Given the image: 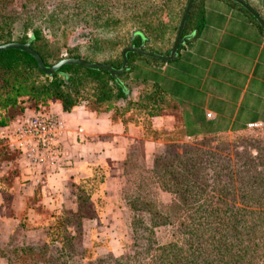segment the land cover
<instances>
[{"label":"trees","instance_id":"1","mask_svg":"<svg viewBox=\"0 0 264 264\" xmlns=\"http://www.w3.org/2000/svg\"><path fill=\"white\" fill-rule=\"evenodd\" d=\"M153 1L114 0L112 11L110 0H103L99 6H95L93 16L84 11L87 16L92 17L90 27L97 28L98 25L100 29L115 28L122 31H119L117 38L107 41L91 34L88 41V53L91 55L80 53L76 46L66 48V56L103 62L119 68L122 51L129 46H142L148 51L161 53L168 42L170 46L165 49L168 53L187 0H157L160 6L156 9L151 5ZM32 3V0H19L18 8L25 15L18 18L15 15L17 9L13 8L14 0H0V44L30 41V46L39 53L43 63L50 66L62 58L52 57L46 50L44 28L38 25V20L43 18L41 7L32 9ZM76 4L80 7L79 0ZM122 8L123 12H120ZM55 19L56 16L50 13L46 23ZM189 19L190 12L183 28V36L189 27ZM17 20L20 23L18 29H15ZM126 24L127 31L123 29ZM121 39L122 45L117 50L116 46ZM106 48L112 53L110 57L97 58L95 54L103 53ZM137 56L143 55L127 53L128 60ZM126 74L127 72L116 77L105 69L65 64L58 69V73L49 76L39 68L30 53L14 48L0 51V127L21 120L27 111H48V107L55 102L60 103L64 111L84 105L96 115L110 113L111 121L122 123L125 128L130 124L140 126L139 133L143 138L161 140L163 148L157 147L153 165L147 166L140 157L143 150L142 138L129 147L122 169L123 174L129 176L133 188L129 192L121 190L120 197L132 213L131 224L135 230L140 225L143 226V220L139 219L141 214L148 216L149 224L142 227L148 235H152L153 228L159 225L166 224L172 228L170 241L164 244L149 241L145 247V253L149 256L148 264H264V169L257 173L244 171L230 176L239 182V186L233 181L223 183L222 173L215 169L211 175L215 181L209 194L206 166L196 160L194 150L179 144L181 138L185 137V131L178 121V115L171 129L152 127L151 117L173 111V102L157 85L133 81ZM133 91L136 92L135 96ZM180 147L183 150L179 155L176 153ZM166 148L178 156L177 160L161 158ZM3 149L8 152H3ZM15 156L18 157L15 150L6 145L0 146V160H13ZM250 166L253 169V165ZM17 172L18 169L14 170L7 178L13 179L18 176ZM93 179L95 184L97 177ZM94 184L90 180L83 193L81 188L79 199L87 200ZM150 184L172 194L173 200L163 210H157L151 202L142 201L151 191L145 190ZM39 199L37 189L30 201L35 203ZM40 207L38 210L42 211ZM46 212L54 216L53 212ZM21 218L24 219V215ZM24 224L28 228L32 227L29 223ZM64 227L65 218H56L49 225L53 240L62 243V261L56 259L54 263L51 262L45 246L15 248L10 251L14 255V259H11L7 249L0 245V259L4 258L12 264H70L68 260L79 263L85 258L88 264L105 262L107 257L96 255L95 243L73 249L69 253L67 248L72 244L69 236L64 234Z\"/></svg>","mask_w":264,"mask_h":264},{"label":"crops","instance_id":"2","mask_svg":"<svg viewBox=\"0 0 264 264\" xmlns=\"http://www.w3.org/2000/svg\"><path fill=\"white\" fill-rule=\"evenodd\" d=\"M244 1L264 20V0ZM185 36L176 55L168 61L145 55L128 60V79L157 85L175 106L173 111L152 116V127L171 129L177 121L176 115L186 139L241 131L250 124L264 127V30L257 20L234 0H195ZM169 46L167 42L159 54L168 55L171 48L168 53L165 49ZM48 109L65 121V142L72 162L66 169L35 184L28 180L19 157L0 160V178L9 174L7 170L11 166L17 167L15 183L24 182L26 189L23 196L13 200L15 215H0V224L13 220L25 233L42 231L43 242L48 239L60 243L53 240L49 225L56 218L62 219L65 211L79 210L81 188L83 193L89 181L94 184L93 178L97 177L93 190L89 191L92 215L81 216V220L84 225L101 223L102 210L112 209L102 207L98 197L105 191L110 196L120 190L116 181L129 147L142 138L148 161L163 142L143 138L140 126L130 124L125 128L122 123L112 122L110 113L96 115L84 105L64 111L55 102ZM3 143L0 140V146ZM37 189L40 199L32 203L30 198ZM39 206L42 211L38 210ZM5 208L0 191V211ZM21 211H26L24 219ZM0 264L12 263L2 258Z\"/></svg>","mask_w":264,"mask_h":264},{"label":"rangeland","instance_id":"3","mask_svg":"<svg viewBox=\"0 0 264 264\" xmlns=\"http://www.w3.org/2000/svg\"><path fill=\"white\" fill-rule=\"evenodd\" d=\"M80 7L77 6V0H32V9L36 6L41 7L42 19L38 20V25H42L44 28V35L47 41L46 50L51 54L52 57H67L66 48L79 47V51L82 54L88 53V41L91 34H94L104 40H110L117 38L120 34L119 31L122 29H100L90 27L92 23V17L87 16L84 11H88L93 16L94 8L96 5H100L103 0H79ZM141 1V0H136ZM114 0H110L109 5L113 10ZM19 0H14L13 8L17 12L15 15L18 18H23L25 15L18 8ZM130 3V1H129ZM154 9L159 8L160 3L157 0L151 2ZM76 12H79L76 15ZM123 12V8L120 10ZM53 13L56 16L55 21H49L47 19ZM19 20H17L15 29H18ZM128 24L123 28L127 31ZM30 33V30H29ZM120 44L116 46L118 50L122 45L123 40L121 39ZM110 44V42H106ZM109 48L103 51V53L95 54L97 58L108 59L111 55ZM91 55V54H89ZM97 62V61H95ZM181 146H187V149L194 150V157L199 163L202 162L206 167L205 170L209 176V187L208 193L211 194L213 189L212 178L215 169L219 170L222 174V182H232L239 186V182L230 178L232 175H239L240 172L251 173L254 171H262L264 169V127L254 126L241 131H234L230 133H223L219 135H204L198 138L186 139L181 138L179 142ZM4 145V143H3ZM1 144V146H3ZM158 148H163L159 146ZM157 149V148H156ZM156 149L150 156V159L145 160L144 148L141 151L140 157L144 160L147 166H152L156 154ZM183 147L177 150L176 154H181ZM3 152H8L3 149ZM138 154V153H137ZM136 154V155H137ZM176 154L170 153L169 148H166L162 153L161 158L164 160H177ZM14 156V154H13ZM16 158V156H15ZM197 162V163H198ZM253 165V169H250ZM176 166V164H174ZM254 166L256 169L254 170ZM120 178L116 181L117 187L120 189L115 195L107 194L105 191L99 200L102 207H109L112 210H102L100 214L101 223H94L93 225H84L81 216L92 215V209L89 208V201L80 199L81 206L76 213L71 211H65L63 218H65V230L64 234L69 236L72 246L67 248V251L72 252L73 249L81 248L82 246H91L95 243L96 255L101 257H107L105 262L102 264H148L149 256L145 253V247L148 246L149 241L157 244H164L172 239V228L170 225H159L153 228L152 235H148V232L142 227L149 224L148 216L141 214L139 219L143 220V226L135 230L131 224V215L124 205V200L120 197L121 190L131 191L132 183L129 176L123 174L122 166ZM4 169V168H3ZM7 169V168H5ZM14 170L17 171L16 167L11 166L8 168L7 173H12ZM174 171V169H173ZM6 173V172H4ZM8 175V174H7ZM4 176L0 178V191H2L3 201L6 206L5 209L0 211L2 217L14 216L16 211L12 208L13 200L17 197H21L25 194V186L23 183H15V179L7 178ZM211 177V178H210ZM112 181V185H113ZM151 191L147 196L142 198V201L146 203L154 204L157 210H163L165 205L169 204L173 200L172 194L160 190L157 185H149L145 187ZM147 193V192H146ZM238 190H236L237 197ZM85 201V203H83ZM22 215L24 212L21 211ZM18 213V212H17ZM20 213V212H19ZM160 213V212H159ZM25 229H20L16 222L13 220L9 221V224H0V244L7 249L8 257L14 259V255L10 254L13 249L20 247H41L44 246L47 249V254L50 261L54 263L56 259L62 261L64 258L60 250V243L52 242L51 240L43 242V233L39 232H27ZM63 235V234H62ZM52 236V235H51ZM108 240V241H104ZM25 242V244H21ZM92 242V243H91ZM22 253V251H19ZM110 256V260L108 257ZM6 260V259H5ZM116 260V261H115ZM8 261V260H7ZM9 262V261H8ZM70 264H88V260L85 258L81 262L77 263L68 260ZM10 263V262H9Z\"/></svg>","mask_w":264,"mask_h":264},{"label":"built area","instance_id":"4","mask_svg":"<svg viewBox=\"0 0 264 264\" xmlns=\"http://www.w3.org/2000/svg\"><path fill=\"white\" fill-rule=\"evenodd\" d=\"M65 138V121L49 110L27 111L21 120L0 127V140L17 152L28 180L35 184L70 166Z\"/></svg>","mask_w":264,"mask_h":264},{"label":"water","instance_id":"5","mask_svg":"<svg viewBox=\"0 0 264 264\" xmlns=\"http://www.w3.org/2000/svg\"><path fill=\"white\" fill-rule=\"evenodd\" d=\"M194 1L195 0H187V3L185 5L181 20L179 22V25H178V28H177V31H176V34H175V37L172 43L170 53L168 55H163V54H159L156 52L148 51L146 49H143L142 46H129V47L124 48L122 51V63L119 68H114L111 65L103 63V62H92V61H86L83 59L73 58V57H64L60 59L59 61H57L56 63H54L53 65L46 66L43 63V60L41 56L39 55V53L30 46V41H27L25 43H20V42L3 43V44H0V51L14 48V49H20V50L30 53L36 59L37 65L39 66V68L46 75H49V76L55 73H58V69L62 65L76 64V65H80V66H84V67H88L92 69H105V70H108L111 75L117 77L127 71V64H128L127 53L129 52H136L141 55H145V56L156 58V59L163 60V61H168L172 59L176 55L179 45L182 44L186 39V36H183V28H184L186 19L188 17V14L191 10V7ZM234 1L240 4L244 9H246L257 20V22L261 25V27L264 30V20L254 8H252L244 0H234Z\"/></svg>","mask_w":264,"mask_h":264}]
</instances>
